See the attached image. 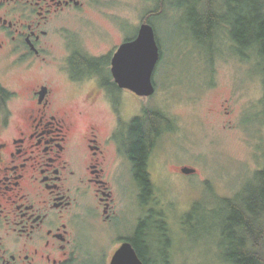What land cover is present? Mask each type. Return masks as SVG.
I'll list each match as a JSON object with an SVG mask.
<instances>
[{"label": "flooded vegetation", "instance_id": "flooded-vegetation-1", "mask_svg": "<svg viewBox=\"0 0 264 264\" xmlns=\"http://www.w3.org/2000/svg\"><path fill=\"white\" fill-rule=\"evenodd\" d=\"M86 4L0 0V264H112L124 243L155 264L157 176L194 167L170 145L180 136L177 114L154 101L158 63L152 95L114 78L113 55L139 28L108 63L90 64V55L66 44L64 16ZM128 92L140 103L134 111ZM128 184L137 208L129 227Z\"/></svg>", "mask_w": 264, "mask_h": 264}, {"label": "rangeland", "instance_id": "rangeland-1", "mask_svg": "<svg viewBox=\"0 0 264 264\" xmlns=\"http://www.w3.org/2000/svg\"><path fill=\"white\" fill-rule=\"evenodd\" d=\"M158 2L87 0L84 9L64 16L71 20L62 36L69 46L105 60L125 36L136 33ZM204 9L202 0H167L164 13L149 19L161 50L154 101L177 114L180 136L172 137L170 145L198 169L189 175L171 167V175L157 176L155 264H230L224 260L220 230L230 211L222 201L249 184L255 188L257 172L264 168V60L256 49L239 53L226 27L215 24L209 31L212 19H205ZM64 48L57 40L54 54L61 58ZM128 95V111H134L140 103ZM134 190L128 184L127 222L119 228L134 221ZM83 240L89 243V236Z\"/></svg>", "mask_w": 264, "mask_h": 264}, {"label": "trees", "instance_id": "trees-1", "mask_svg": "<svg viewBox=\"0 0 264 264\" xmlns=\"http://www.w3.org/2000/svg\"><path fill=\"white\" fill-rule=\"evenodd\" d=\"M205 4L204 17L212 19L213 25L226 27L239 53L256 49L264 60V0H202ZM196 2L195 4H197ZM167 0H159L158 6L146 16L163 14ZM154 16V17H155ZM230 19H238L232 24ZM89 57V56H88ZM108 58L89 57L88 63H108ZM253 184L237 193L233 198H225L222 203L229 216L222 218L220 230L224 236V260L230 264H264V168L256 175ZM150 189L145 185V195ZM146 224L144 223V228ZM145 230V229H144ZM145 257V254H144Z\"/></svg>", "mask_w": 264, "mask_h": 264}, {"label": "water", "instance_id": "water-1", "mask_svg": "<svg viewBox=\"0 0 264 264\" xmlns=\"http://www.w3.org/2000/svg\"><path fill=\"white\" fill-rule=\"evenodd\" d=\"M161 51L154 26L143 22L135 38L123 42L112 58V72L120 86L129 88L139 95L155 92L153 73L160 59ZM187 174L196 168H182ZM112 264H144L137 256L131 243H124L116 252Z\"/></svg>", "mask_w": 264, "mask_h": 264}]
</instances>
